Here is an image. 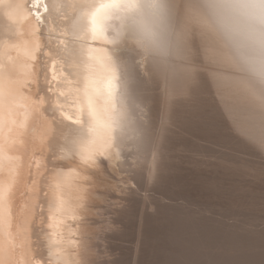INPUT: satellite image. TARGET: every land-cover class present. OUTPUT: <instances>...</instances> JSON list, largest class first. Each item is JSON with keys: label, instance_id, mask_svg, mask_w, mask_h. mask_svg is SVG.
<instances>
[{"label": "bare ground", "instance_id": "1", "mask_svg": "<svg viewBox=\"0 0 264 264\" xmlns=\"http://www.w3.org/2000/svg\"><path fill=\"white\" fill-rule=\"evenodd\" d=\"M187 3L172 0L178 43L187 54L180 67H141L139 52L127 44L114 52L130 77V104L146 109L138 122L141 136L132 151H122V159L108 120L112 97L107 81L102 86L90 82L81 102L79 85L66 84V69L58 62L53 68L55 40L51 36L49 43L45 30L49 20L37 23L35 18L46 16L44 9L32 8L27 0V11L0 16V181L13 187L11 203L0 213V264H125L121 258L102 261L97 253L99 240L107 236L95 226V209L114 188L122 193L121 201L102 231L121 240L133 220L130 264H264V227H253L264 223V114L241 99L231 80L215 76L222 71L218 46L194 19L189 22ZM124 26L114 22L118 32ZM34 44L39 45L29 62L34 72L20 89L30 97L25 103L9 94V80L25 79L21 65ZM91 47L93 57H104L103 45ZM49 85L65 96L57 98ZM46 96L63 111H44ZM75 119L91 125V146L84 150L90 164L55 157L57 122ZM204 140L223 142L227 151L206 155L199 145ZM236 153L239 160L232 158ZM54 169L63 170L55 180ZM115 174H123V186L110 180ZM177 193L203 199L205 207L178 210L172 203ZM207 208L245 219L239 224L212 219Z\"/></svg>", "mask_w": 264, "mask_h": 264}, {"label": "clouds", "instance_id": "2", "mask_svg": "<svg viewBox=\"0 0 264 264\" xmlns=\"http://www.w3.org/2000/svg\"><path fill=\"white\" fill-rule=\"evenodd\" d=\"M48 5L50 35L55 40L51 58L66 69V84L79 85L77 94L83 102L90 82L102 86L107 81L112 97L108 120L122 159V151H132L141 136L138 122L145 119L146 109L130 104V77L114 52L117 45L127 44L139 52L141 67L147 63L164 69L180 67L187 54L178 43L172 0H48ZM27 9V0H0V16ZM186 16L218 46L216 62L222 71L215 76L231 80L241 99L264 114V0H188ZM115 21L124 22L122 31L115 30ZM95 43L104 46L102 59L92 55ZM56 130V159L91 163L84 151L93 138L88 122L59 121ZM62 171L54 169L53 180ZM12 195V184L0 181V213Z\"/></svg>", "mask_w": 264, "mask_h": 264}, {"label": "rangeland", "instance_id": "3", "mask_svg": "<svg viewBox=\"0 0 264 264\" xmlns=\"http://www.w3.org/2000/svg\"><path fill=\"white\" fill-rule=\"evenodd\" d=\"M182 31H184V28H182ZM184 32H188V29H185ZM188 57H190V54H188ZM204 66L209 67L206 64ZM152 87L155 90H158V91L160 90V86L157 85L156 83L154 85H152ZM199 143L202 144V145L201 144H199V145L203 146L204 151L208 152V153H206V155H210V153L212 155H214V154L218 155L222 152L227 151V146L223 142H220L218 140H207V141L204 140V141H200ZM195 145L196 144H194V146ZM184 156L186 157V159H191V157H192L189 153H187V154L185 153ZM242 156H244V154H241L240 157H242ZM197 158L199 159V156H197ZM232 158L239 160V155L236 153V155H233ZM122 176H123V174H122ZM122 176L115 174L112 176L113 178L110 180L115 181L117 183V185H119L121 187V186H123V183L120 182V179L122 178ZM132 186L134 187V185H132ZM150 194H152V192ZM121 197H122V193L117 191L114 188L112 191L107 192L105 199L103 201H101L100 203H98L96 206L95 216H94V222L96 224L95 226H96V228L99 229V232L101 233V235L103 234L102 232H104L103 236H107L106 241H108V239L111 240L112 237H115V236L110 235L111 232H109L107 229L105 231H102V230H104L102 228L105 227V225L107 224L106 222H108L109 219H112L113 212L117 208L119 202L121 201ZM172 199H173L172 200L173 206L176 209L182 210V211L197 212V210L199 208L205 207V205H204L205 201L203 199L197 198V200H191L190 198L187 197V195H184V194L177 193L173 196ZM135 210L136 209L134 207V211ZM207 210H208L207 216H210L212 219L225 220L228 223H238L239 220L245 219L244 215H241V214H238L235 212L233 213V211H230V210L223 211V210L212 209V208H207ZM132 221L133 220H131L128 223L129 225H127L128 227H127L126 235H125V237H122L121 240L117 237L113 238L111 241L109 240L108 242L104 241L105 239L104 240L100 239L102 241L99 240V246L97 247V249H98L97 253H98V257L100 260L112 261L116 258H121L125 262V264H130L132 256H133L134 248H135L134 247L135 246V244H134L135 243V237H134L133 228H132V226L134 225V222L132 223ZM253 227L257 228V229L263 228L264 223H261V224L259 223L257 225H254ZM108 232L110 234H108ZM105 234H107V235H105ZM117 239H119V240H117Z\"/></svg>", "mask_w": 264, "mask_h": 264}, {"label": "snow or ice", "instance_id": "4", "mask_svg": "<svg viewBox=\"0 0 264 264\" xmlns=\"http://www.w3.org/2000/svg\"><path fill=\"white\" fill-rule=\"evenodd\" d=\"M31 5H32V8H37V9L42 7L44 9V13L46 14V16L37 15L35 17L36 20H37V23H44L46 19H48V20L50 19V16H49L50 9H49V5H48V0H31ZM17 13H19V12H17ZM8 15H9V18H11V12L8 13ZM45 30L48 33L47 39H48L49 43H51V39H50L51 35H50L49 25H46ZM30 42L31 41H26V43H30ZM38 49H39V45L38 44H34L32 52L29 53L28 55H26V57L24 59V62L21 65L22 74L25 76V79L23 81H21V80H15V81L9 80V94L12 97H20L22 100L25 101V103L30 102V97L24 96L22 94V92L20 91V89L24 86V84L27 83V80L29 78H31V76H32V74L34 72V69H32L30 67L29 62L35 60L34 52L36 50H38ZM52 61H53V68L55 70L56 61L54 59H52ZM44 67H45V72H46L47 71V65H45ZM45 79H47V77H45ZM55 79H56V77H55V75H53V80H55ZM57 87H59V85H57ZM49 92H51L53 95H57V98L60 97V96H65V93L63 91H60V92L57 93L51 87V85H49ZM46 98L49 101V108L45 109L44 111H51L53 113V115L56 112H62L63 111V106L62 105L57 103L55 106H53V102H52V97L51 96H46ZM40 103H43V101L41 100ZM27 119H28V113L26 112L25 113V119H24V121H22L20 123L19 127H21V128L26 127ZM65 119H69V118L65 117ZM73 122L77 123V124L81 123L79 119H75ZM88 159H91V156L85 157V160H88Z\"/></svg>", "mask_w": 264, "mask_h": 264}]
</instances>
